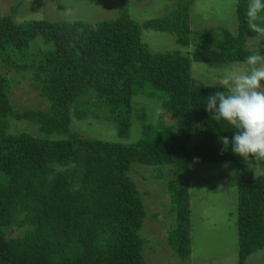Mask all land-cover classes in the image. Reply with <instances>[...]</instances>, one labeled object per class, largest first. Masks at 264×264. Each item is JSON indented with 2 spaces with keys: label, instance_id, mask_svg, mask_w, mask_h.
I'll list each match as a JSON object with an SVG mask.
<instances>
[{
  "label": "trees",
  "instance_id": "1",
  "mask_svg": "<svg viewBox=\"0 0 264 264\" xmlns=\"http://www.w3.org/2000/svg\"><path fill=\"white\" fill-rule=\"evenodd\" d=\"M194 1L170 0L164 15L142 23L131 19L130 0H118L116 18L94 24L0 17V264H146L139 235L146 213L128 175L133 164L177 173L167 184L174 224L166 246L184 262L191 253L190 165L239 162L232 177L239 264L264 251V159L236 161L230 148L223 150L220 138L231 140L235 130L211 120L204 104L219 86L191 74L192 62L244 63L264 55V36L247 26L248 0H236L235 35L220 27L193 32ZM257 23L264 26V13ZM148 30L172 34L193 51L154 53L140 39ZM26 73L46 108L11 104ZM142 97L159 103L173 125L153 124L147 105L135 102ZM72 117L107 121L119 138L139 123L141 138L131 144L86 138L70 129ZM11 120L40 136L9 134ZM52 134L60 140L42 137ZM253 163L260 174L242 173Z\"/></svg>",
  "mask_w": 264,
  "mask_h": 264
},
{
  "label": "rangeland",
  "instance_id": "2",
  "mask_svg": "<svg viewBox=\"0 0 264 264\" xmlns=\"http://www.w3.org/2000/svg\"><path fill=\"white\" fill-rule=\"evenodd\" d=\"M170 0H130L129 14L132 20L142 23L159 18L166 12ZM236 0H195L190 12V26L193 32L199 28L220 27L235 35L237 19ZM12 9H16L12 13ZM118 14V0H0V17L12 16L15 24L28 21H78L94 24L112 20ZM141 42L152 52L162 53L180 50L183 54L193 51V47H181L175 43L172 34L142 31ZM255 42H251L253 50ZM245 63H191V74L195 80L205 85H218L226 71L233 69L246 71ZM31 73L18 76L19 84L11 93V104L17 109L46 108V103L38 92L30 88ZM147 105L153 124L159 121L173 125L172 119L157 106L155 100L136 99ZM70 129L81 136L108 142L124 144L136 143L141 138L139 123L125 138H119L113 124L100 120H76L72 117ZM7 132L11 135L38 132L24 121L11 120ZM42 137L60 140L58 134ZM236 161H245L234 154ZM239 162L224 161L219 164L190 165V237L191 253L182 262L166 246V236L174 224L170 214L168 182L176 172L165 167H148L133 164L128 173L140 195L146 216L139 235L144 239L143 258L146 264H239L237 237V189L232 185L235 167ZM242 173L255 177L260 174L257 163L248 164ZM14 234V232H12ZM245 264H264V251L249 257Z\"/></svg>",
  "mask_w": 264,
  "mask_h": 264
},
{
  "label": "clouds",
  "instance_id": "3",
  "mask_svg": "<svg viewBox=\"0 0 264 264\" xmlns=\"http://www.w3.org/2000/svg\"><path fill=\"white\" fill-rule=\"evenodd\" d=\"M264 13V0H248L245 17L250 31L264 36V26L257 23ZM246 71L230 69L220 79L219 90L205 100L211 120L223 122L235 130L231 140L221 137L223 150L246 159H264V55L246 57Z\"/></svg>",
  "mask_w": 264,
  "mask_h": 264
}]
</instances>
